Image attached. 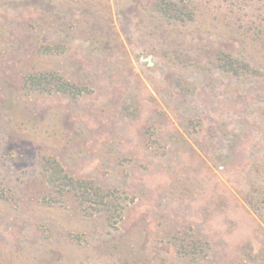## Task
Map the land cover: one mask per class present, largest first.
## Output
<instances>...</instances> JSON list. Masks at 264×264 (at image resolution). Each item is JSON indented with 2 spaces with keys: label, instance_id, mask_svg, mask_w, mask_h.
<instances>
[{
  "label": "rangeland",
  "instance_id": "rangeland-1",
  "mask_svg": "<svg viewBox=\"0 0 264 264\" xmlns=\"http://www.w3.org/2000/svg\"><path fill=\"white\" fill-rule=\"evenodd\" d=\"M0 264H264V0H0Z\"/></svg>",
  "mask_w": 264,
  "mask_h": 264
},
{
  "label": "trees",
  "instance_id": "trees-1",
  "mask_svg": "<svg viewBox=\"0 0 264 264\" xmlns=\"http://www.w3.org/2000/svg\"><path fill=\"white\" fill-rule=\"evenodd\" d=\"M35 81H39L40 84L46 83V81H49L50 83H54V77H44V78H35ZM43 85V84H42ZM60 89H62L65 92H69L73 95H79L83 92L82 88H78L77 86L71 85L69 83H63V85H58ZM43 167L45 172L47 173V177L50 180V182L55 183L57 188H60L62 186L68 187L69 189H75L78 191L79 196L83 200L92 199L94 201L95 197L96 202L98 205H102L105 201V199L108 197V194L103 193V191L100 188H96L94 190V193H91V190L95 187L89 183L85 182H75L72 178H70L63 170L61 165L54 159L46 158L43 162ZM193 254L197 253V250L192 247L190 250H186V254Z\"/></svg>",
  "mask_w": 264,
  "mask_h": 264
},
{
  "label": "water",
  "instance_id": "water-1",
  "mask_svg": "<svg viewBox=\"0 0 264 264\" xmlns=\"http://www.w3.org/2000/svg\"><path fill=\"white\" fill-rule=\"evenodd\" d=\"M146 61H147L148 63L152 64V62H151V58H150V57H148V58L146 59Z\"/></svg>",
  "mask_w": 264,
  "mask_h": 264
},
{
  "label": "flooded vegetation",
  "instance_id": "flooded-vegetation-1",
  "mask_svg": "<svg viewBox=\"0 0 264 264\" xmlns=\"http://www.w3.org/2000/svg\"><path fill=\"white\" fill-rule=\"evenodd\" d=\"M147 59V58H146ZM146 59H144L145 61H146ZM147 62V61H146ZM152 62V61H151ZM148 63V62H147ZM150 66H152L153 65V63L152 64H150V63H148Z\"/></svg>",
  "mask_w": 264,
  "mask_h": 264
}]
</instances>
